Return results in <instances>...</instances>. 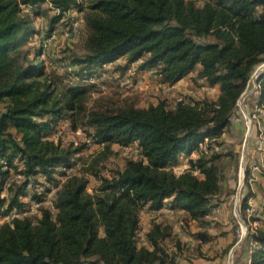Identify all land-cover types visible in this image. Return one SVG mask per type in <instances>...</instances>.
I'll list each match as a JSON object with an SVG mask.
<instances>
[{
  "label": "trees",
  "instance_id": "trees-1",
  "mask_svg": "<svg viewBox=\"0 0 264 264\" xmlns=\"http://www.w3.org/2000/svg\"><path fill=\"white\" fill-rule=\"evenodd\" d=\"M44 1L54 13L48 34L39 37L33 16L45 15ZM75 9L82 12L81 53L69 62L48 57L45 41L53 25ZM74 19L68 16L64 28ZM32 37L38 46L30 45ZM121 55L124 63L115 64L120 73L139 62L138 70L154 69L163 83L190 76L217 93L173 107L159 101L89 109L91 84L81 82ZM263 62L264 0H0V221L11 209H23L27 196L41 203L53 192V210L40 206L35 220L22 216L0 223V264H177L181 240L164 217L151 221L139 244L144 208L180 212L201 229L195 233L199 242L211 240L207 215L223 202L221 183L228 177L218 160L228 156L235 167L237 155L208 154L211 149L200 145L206 149L232 126L239 95ZM59 66L72 68L70 75L81 82L63 85ZM257 83V104L264 110V70ZM65 117L73 130L91 128L103 155L112 152V144L136 143V156L125 157L109 175L92 163L68 172L86 144L50 137ZM181 156L187 167L177 173L172 166ZM249 169L248 163L236 206L245 218ZM15 173L22 181L8 186V198L2 195L4 178ZM165 240L175 249L167 250ZM246 242L243 262L239 256L232 264H264V227L254 228Z\"/></svg>",
  "mask_w": 264,
  "mask_h": 264
},
{
  "label": "rangeland",
  "instance_id": "rangeland-1",
  "mask_svg": "<svg viewBox=\"0 0 264 264\" xmlns=\"http://www.w3.org/2000/svg\"><path fill=\"white\" fill-rule=\"evenodd\" d=\"M195 1L197 3H202L204 0ZM40 10L44 11L45 15L33 16V23L36 26L39 37L41 36L40 33H42V36H44L43 34H48L45 30L49 25V17L54 13L52 9H50L48 1L41 3ZM25 12L29 13L30 10L26 8ZM65 15L66 17L64 16L65 18L63 20L53 25V27H56L55 31L52 33L53 38L50 42H48V40L45 41L46 46L44 51L48 53V57H62L65 58L66 62H69L73 55H78L82 51L84 29L81 27L78 33L66 36L62 31L66 26L64 20H66L68 16L70 19L75 17L81 19L82 12L75 9ZM37 39L38 37H32L30 40L32 43L30 45L38 46L39 41H37ZM124 57L125 56L121 55L113 63L105 64V69L101 70L100 75L82 82L75 76L70 75L72 73V68L71 70H67L59 66L57 70L66 78L63 80V85H69L70 83L74 84L78 81L83 84H91L86 104L89 109H115L127 105L146 107L159 101H164L168 107H173L178 102L176 99L177 97H181V102L193 103L202 101L205 98L214 97L217 93L215 88L205 86L201 80L193 82L190 80V76H186L182 81L177 82L176 86L163 83L159 80L158 76L150 72L153 70L148 68L139 71L136 68L139 62L132 64L130 68L122 74L116 70L115 64L124 63ZM263 65L264 62L254 68L245 89L240 93L236 111L234 112V120L240 118V106L246 103V94L252 88L254 76ZM252 105V102L249 103V107ZM260 111L261 110L256 113L258 120H261L260 113H262V111ZM249 112L251 111L249 110ZM243 120L244 128H240V130L237 131L230 126L219 139L212 141L211 146L205 149L204 145H200L204 151H207V148L211 149L208 154L211 152L225 153L231 151L237 155L235 167L229 164L230 158H228V156H222L218 160L219 163L224 165L228 177L221 183V198L223 202L215 205L214 208L216 206L219 207L218 211L213 214L211 218L208 217L209 222L211 219L213 220V225L211 226L209 224V227H206L212 235V239L208 242H199L195 237V233L201 229L196 223H188L183 220L180 212L168 211L166 209H163L162 212H153L144 208L140 216V231L138 234L139 244L145 243L144 233L150 226L151 221L156 217L158 219L164 217L166 221L172 223L176 237L181 240L182 258L177 264H232L233 261L236 262L239 256L240 261L238 263L243 262L244 254H246L244 252L248 248L246 242L247 236L254 228L264 227V214L261 213L264 212V205H262V201L264 200V174H256L254 182L257 183L255 188L256 193L250 189L251 195L256 194V196H258L256 200L254 198L252 199L253 210L250 216L246 215L245 218L238 213L237 210L232 212L233 205L232 202L229 201V197L234 194L238 183V170L241 158H246V163L244 165V169H246L248 163L249 165L254 163V159L250 157H253L256 152V150H254V142L256 137H258L256 120L254 118L252 123L247 122L245 119ZM70 123H72L70 117H65V119H63L60 124V126L63 127L55 129L56 138L63 144L72 142L74 145L86 144V146L80 154L76 155L80 158L76 160V164L72 169L68 170V172L78 171L80 168L92 163L102 175H109L123 163L125 157L130 155L136 156L135 147L132 144L127 147H120L116 143L112 144V152L103 155L104 145L101 142H96V140L90 137V128L84 130L81 127L82 132L76 133L69 125ZM196 155L194 151L192 156L195 157ZM186 167L187 162L184 156H181L179 163L172 166L177 173L183 171ZM232 176H234V179H232ZM21 181L22 178H15L10 185H18ZM90 183V186H92V184L94 185L95 180H91ZM10 188L5 187L4 189V193L8 198L10 197V194H8ZM27 189H29V192L31 191L29 186H27ZM51 197L52 194H45L43 201L37 205L31 204L32 200H30L29 196L24 198L23 201H26V203L21 210L24 213L23 216H29L35 220L39 215L38 208L40 206H48L53 210L50 202ZM214 208H211L209 212L213 211ZM2 221H4V219H2L0 223ZM229 227V233L227 235H221L225 233L224 231ZM163 246L170 251L175 249V244L172 240H165Z\"/></svg>",
  "mask_w": 264,
  "mask_h": 264
},
{
  "label": "built area",
  "instance_id": "built-area-1",
  "mask_svg": "<svg viewBox=\"0 0 264 264\" xmlns=\"http://www.w3.org/2000/svg\"><path fill=\"white\" fill-rule=\"evenodd\" d=\"M62 31L66 36H68V35L70 36V35L78 33L79 32V19H78V17H75V19L72 21L70 26L63 28ZM52 38H53V34L47 39L48 42H50V40ZM253 90L255 91V93H256L255 96L257 97V100H258V97H259L258 83H254ZM246 96H247V94H246ZM176 99L178 100V102L182 100L181 97H177ZM257 111H259V105L256 102L255 106L251 112L246 113L245 111H243L241 109L240 114H241V117H243V119L247 120V122H249V123H252L254 118H255L256 124H257L256 128L258 131L257 149L259 151L260 157H262L264 155V134H263L261 123H259V120L256 117ZM75 132L76 133L82 132V128L80 126L76 127ZM201 145H203V144H201ZM243 158L244 157H242L241 161H240L239 170H238V176H239L238 183H237V187H236L233 199H232V205H233L232 206V212H234V210H236V206H237L238 201H239L240 189L242 188V185L244 182V171H245L244 165L246 163V158H244V161H243ZM242 163H243V167H242ZM242 169H244V170H242ZM258 173L264 174V162L261 160L259 162L254 161V163L250 164L247 182H248L251 190H252V184L255 182L256 174H258ZM20 177H21V174H19V173H15L11 176L5 177L4 178V186L8 187L15 178H20ZM252 199H253L252 195L249 196L247 199V206L245 209L247 216H250L252 213V210H253ZM39 203L40 202L31 201L32 205H37ZM21 210L22 209H11L10 211H8L7 213L4 214V216H3L4 221H10L14 218L22 217L24 213ZM210 225L211 226L213 225L212 219L210 221Z\"/></svg>",
  "mask_w": 264,
  "mask_h": 264
},
{
  "label": "crops",
  "instance_id": "crops-1",
  "mask_svg": "<svg viewBox=\"0 0 264 264\" xmlns=\"http://www.w3.org/2000/svg\"><path fill=\"white\" fill-rule=\"evenodd\" d=\"M150 70H153V71H150L151 73L153 72L156 76H158L156 73H155V70L154 69H150ZM139 71H142V70H139ZM123 74V73H122ZM159 78V77H158ZM185 78V77H184ZM183 80V78L182 79H180L179 81H177V82H180V81H182ZM177 82L176 83H174V84H170L171 86H176V84H177ZM253 86H254V80H253V82H252V88L248 91V93H247V96H246V103L245 104H242L241 106H240V112H241V109L243 110V111H245L246 113L247 112H249V110L250 111H252L253 109V107L255 106V103L257 102V97L255 96L256 95V93H255V91L253 90ZM252 102V106L251 107H249V103H251ZM259 110H261L262 111V113H260L261 115H260V119L261 120H259V123H261V126H262V130H263V134H264V110L262 109V107H260L259 106ZM260 111V112H261ZM239 117L240 118H236L235 120L234 119H232V126H231V128L233 129H236L237 131L238 130H240V128H241V123H239V119H243V117H241V114L239 113ZM60 127H63V126H60ZM91 129V128H90ZM92 132V131H91ZM257 133H258V131H257ZM56 134L54 133V134H50V137L51 138H53V139H57L56 138V136H55ZM254 150H256V152H255V154H256V156H255V159H254V161L256 160L257 162H259L260 160L261 161H263L264 162V155L262 156V157H260V155H259V151H258V149H257V137H256V139H255V142H254ZM134 147H135V145H136V143H133L132 144ZM250 152V151H249ZM253 152V151H252ZM78 155V154H77ZM73 168V167H72ZM71 168V169H72ZM256 185H257V183H253L252 184V190H253V192L254 193H256V191H255V188H256ZM89 190H90V188H89ZM50 194H53V192H50ZM2 195L3 196H6V194L4 193V191L2 192ZM256 195V194H255ZM254 194H253V196H255ZM254 199H255V197H253ZM214 208V207H213ZM166 209V208H165ZM218 209H219V207L218 206H216L214 209H213V211H210L209 213H208V215H207V218L209 217V218H211V216L213 215V214H215L217 211H218ZM167 210V209H166ZM229 233V231H227L226 233H225V235H227ZM144 242H145V240H144Z\"/></svg>",
  "mask_w": 264,
  "mask_h": 264
},
{
  "label": "water",
  "instance_id": "water-1",
  "mask_svg": "<svg viewBox=\"0 0 264 264\" xmlns=\"http://www.w3.org/2000/svg\"><path fill=\"white\" fill-rule=\"evenodd\" d=\"M264 70V65L263 66H261L260 67V70H258L257 72H256V74H255V77H254V83H257V79H258V77H259V75L261 74V72ZM248 93V92H247ZM236 210H234V212H235Z\"/></svg>",
  "mask_w": 264,
  "mask_h": 264
}]
</instances>
